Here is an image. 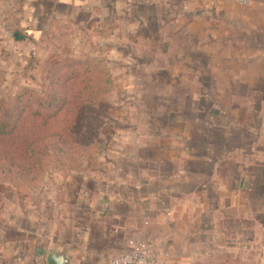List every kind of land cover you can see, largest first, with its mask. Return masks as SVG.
I'll return each instance as SVG.
<instances>
[{"label":"rangeland","instance_id":"1","mask_svg":"<svg viewBox=\"0 0 264 264\" xmlns=\"http://www.w3.org/2000/svg\"><path fill=\"white\" fill-rule=\"evenodd\" d=\"M212 6L209 15L169 9L151 29L126 14H70L17 45L21 17L14 0H0V116L18 108L0 129V228L12 239L34 234V210L70 206L126 155L151 150L147 137L176 152L172 115L205 89L229 117L235 159L223 194L208 201L214 253L192 259L264 264V183L237 193L233 170L244 162L255 178L264 164V0ZM252 153L256 163L240 158Z\"/></svg>","mask_w":264,"mask_h":264},{"label":"crops","instance_id":"2","mask_svg":"<svg viewBox=\"0 0 264 264\" xmlns=\"http://www.w3.org/2000/svg\"><path fill=\"white\" fill-rule=\"evenodd\" d=\"M213 1L14 0V13L21 19L10 39L17 45L32 43L55 20L86 12L111 20L126 14L151 29L169 9L191 16L209 15ZM221 108L210 90L194 93L172 115L177 128L172 139L176 152L162 150L147 137L151 150L126 155L109 170L107 183L93 180L94 188H85L81 199L62 210H34L30 237L18 229V236L12 239L1 227L0 264H47L50 250L65 254L70 264H107L112 256L130 253L139 244L152 248L158 264L204 262L194 261L192 256L214 253L208 201L214 199L215 189L223 194L235 159L227 143L236 135ZM255 154L240 158L254 160ZM243 164H233L239 176L234 182L237 193L249 191L254 181L255 185L264 183V164L255 178L248 177L252 174ZM201 237L210 238V246L199 243Z\"/></svg>","mask_w":264,"mask_h":264},{"label":"built area","instance_id":"3","mask_svg":"<svg viewBox=\"0 0 264 264\" xmlns=\"http://www.w3.org/2000/svg\"><path fill=\"white\" fill-rule=\"evenodd\" d=\"M107 264H158V260L149 245L139 244L130 253L112 256Z\"/></svg>","mask_w":264,"mask_h":264},{"label":"trees","instance_id":"4","mask_svg":"<svg viewBox=\"0 0 264 264\" xmlns=\"http://www.w3.org/2000/svg\"><path fill=\"white\" fill-rule=\"evenodd\" d=\"M3 104H5L3 102ZM18 112V108H13L12 106L6 109L2 116H0V129L5 128L10 122L16 117V113ZM18 120V119H15ZM18 122V121H17ZM17 122L14 124L16 125Z\"/></svg>","mask_w":264,"mask_h":264},{"label":"water","instance_id":"5","mask_svg":"<svg viewBox=\"0 0 264 264\" xmlns=\"http://www.w3.org/2000/svg\"><path fill=\"white\" fill-rule=\"evenodd\" d=\"M47 264H70V260L62 253H56L54 250H50L47 257Z\"/></svg>","mask_w":264,"mask_h":264}]
</instances>
